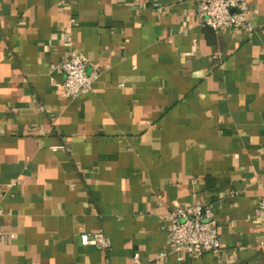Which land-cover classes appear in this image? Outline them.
Returning a JSON list of instances; mask_svg holds the SVG:
<instances>
[{"label": "crops", "instance_id": "crops-1", "mask_svg": "<svg viewBox=\"0 0 264 264\" xmlns=\"http://www.w3.org/2000/svg\"><path fill=\"white\" fill-rule=\"evenodd\" d=\"M246 2L251 30L216 33L195 0H0V264H264V0ZM71 51L102 69L75 98L51 69ZM195 200L219 251L157 259ZM97 230L107 251L80 243Z\"/></svg>", "mask_w": 264, "mask_h": 264}, {"label": "built area", "instance_id": "built-area-1", "mask_svg": "<svg viewBox=\"0 0 264 264\" xmlns=\"http://www.w3.org/2000/svg\"><path fill=\"white\" fill-rule=\"evenodd\" d=\"M195 15L199 25L209 27L216 33L233 27L251 30L246 0H195ZM51 69L61 73L63 79L58 86L61 95L67 98L90 92L94 81L102 72L101 68L90 64L85 55L76 51H71ZM255 214L264 223V197L260 199ZM167 222L168 248L158 253L157 259L163 260L168 253L198 256L219 251L217 220L206 203L195 200L187 207L174 205L167 213ZM11 238L13 234H6L0 224V243ZM80 243L82 246H93L103 251L110 247L109 239L101 230L81 234ZM133 260L135 264H139L138 254H134Z\"/></svg>", "mask_w": 264, "mask_h": 264}]
</instances>
